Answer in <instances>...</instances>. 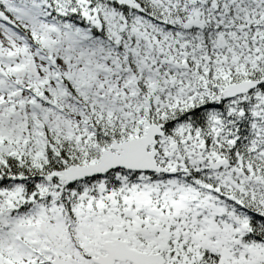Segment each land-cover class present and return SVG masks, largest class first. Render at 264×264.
I'll list each match as a JSON object with an SVG mask.
<instances>
[{
    "label": "snow or ice",
    "instance_id": "6c2138e0",
    "mask_svg": "<svg viewBox=\"0 0 264 264\" xmlns=\"http://www.w3.org/2000/svg\"><path fill=\"white\" fill-rule=\"evenodd\" d=\"M0 264H264V0H0Z\"/></svg>",
    "mask_w": 264,
    "mask_h": 264
}]
</instances>
